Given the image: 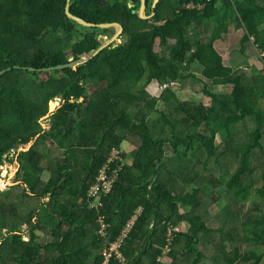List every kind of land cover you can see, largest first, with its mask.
I'll return each mask as SVG.
<instances>
[{"label":"trees","instance_id":"trees-1","mask_svg":"<svg viewBox=\"0 0 264 264\" xmlns=\"http://www.w3.org/2000/svg\"><path fill=\"white\" fill-rule=\"evenodd\" d=\"M67 1L0 0V71L13 67L0 78V178L6 163L19 164L16 184L0 188V264H102L133 217L126 264H264V164L252 163L255 150L264 155V72L212 92L215 107L176 87L161 90L156 105L146 95L153 81L196 78V66L207 79L232 73L211 37L223 15L244 29V43L258 31L253 44L264 52V0H161L153 18L141 17L142 0H71L89 22L121 23L122 42L76 68L24 70L68 63L114 34L70 18ZM121 129L136 140L131 163L92 209L88 192L126 141ZM219 198L227 207L211 228ZM169 225L182 232L164 258Z\"/></svg>","mask_w":264,"mask_h":264},{"label":"rangeland","instance_id":"rangeland-1","mask_svg":"<svg viewBox=\"0 0 264 264\" xmlns=\"http://www.w3.org/2000/svg\"><path fill=\"white\" fill-rule=\"evenodd\" d=\"M225 19V24H220L215 28L214 30L216 31L215 38L213 37V43L215 45L216 51L219 54V56L225 60L227 64L233 65L232 68H235L234 71L228 76H217L215 79H207L206 77H201V72L199 71V66H196L195 68L197 69V73L199 78H186L182 82L178 83L176 81H165V82H152L148 87H147V92L146 95L148 96L149 101L156 105L158 100H159V95L160 91L166 88L164 86L165 83H169L170 86L167 87H176L178 90L182 91V95H185L189 98H193L196 101H203L208 105H212V107H215V101L214 97L212 95V92L215 90L219 89L220 91L227 92L230 90L231 85L229 83L236 81L238 75L242 74L243 72H256V69L258 71L264 72V52H259L255 49V47L251 44H246L243 41H241L240 36L243 34L244 30L243 28L237 29L235 26V23L230 20L226 15H223ZM258 31L254 32L253 35H251V40L254 41L256 39V36L258 35ZM245 44V45H243ZM158 50L164 55L165 58H168L171 56L172 49L171 47H164L162 45H158ZM240 61V62H239ZM207 82V84L211 85L210 90L208 88L204 89V84L202 81ZM223 87H220V86ZM199 89L201 90V93H197V90L193 89ZM140 89H142L140 86L136 88V93L140 92ZM204 89V91H202ZM54 106L50 107V113L51 111H55L56 108L59 105V101H52ZM166 109L169 111L171 110V107L168 106ZM174 111V110H172ZM49 115H47L44 120H43V126L45 128H49V120L47 119ZM151 122H153V119H151ZM120 132H122L126 139V141L123 143V148L124 150L128 149L131 151V149L134 147L135 140L131 138L130 136L125 134V130L121 129ZM264 143V139H263ZM131 146V147H130ZM23 147V146H22ZM26 147V146H24ZM21 148V147H20ZM116 149H121V148H116ZM123 150V149H122ZM123 150V151H124ZM16 152V151H15ZM14 153H11L8 155V158H11L14 156ZM125 152V151H124ZM124 156L125 160V165L128 164L126 160V156ZM130 156V153L128 154ZM252 163H260L261 165L264 164V155L261 153L259 150H255L253 152V158H252ZM18 168V163L17 161L13 163H6V165L3 168V173H2V178H0V188L2 190H6L9 187L14 186L16 183L14 182L15 180V175L16 171ZM258 173V171H257ZM230 176L229 174H226L222 177L223 182H227L229 180ZM256 178H258V175H256ZM261 179V176H260ZM262 180V179H261ZM2 182V183H1ZM249 183V181H247ZM258 184V183H257ZM215 195V194H214ZM216 197V196H213ZM220 201L219 203L216 204L215 207L211 209L213 211V215H210L208 217L209 220V227L211 228H217L219 226V218H215L214 214L219 212L220 210L222 211L224 207L227 206L226 201L223 198H219ZM255 199H252L249 201V203L246 204L245 210H249L252 206V203ZM259 199H256L258 202ZM210 211V214H211ZM6 233V232H5ZM44 242L50 241V238L45 237L42 238ZM237 264H247L245 262H238Z\"/></svg>","mask_w":264,"mask_h":264},{"label":"built area","instance_id":"built-area-1","mask_svg":"<svg viewBox=\"0 0 264 264\" xmlns=\"http://www.w3.org/2000/svg\"><path fill=\"white\" fill-rule=\"evenodd\" d=\"M191 6V5H189ZM165 87L170 86L169 83L164 84ZM126 153L122 149H114L99 171L98 178L95 185H93L88 192V200L90 201V208L97 209L102 206V198L107 196L113 190L114 185L119 179L120 173L125 166L124 156ZM136 217H133L124 227L121 236L103 251V263L110 264L111 260H116L119 264H126V259L121 252L125 240L128 238L132 228L136 222ZM100 226L98 235L101 239L107 237V226L103 218L98 220ZM182 232L181 227L169 225L167 228L168 243L164 251V258L170 255L175 238ZM163 261V259H162Z\"/></svg>","mask_w":264,"mask_h":264},{"label":"water","instance_id":"water-1","mask_svg":"<svg viewBox=\"0 0 264 264\" xmlns=\"http://www.w3.org/2000/svg\"><path fill=\"white\" fill-rule=\"evenodd\" d=\"M161 0H155L154 4H153V13L152 14H148L147 13V7H148V2L147 0H142V5L140 8V15L143 18H153L156 14V8L159 5ZM71 0L67 1V5H66V14L74 19L75 21L81 23L84 26H89V27H94V26H99L102 28H110V27H116V30L114 32V34L111 37H107L105 36V40L94 50L85 53L84 55H82L80 58L73 60V57L70 58V61L68 63H63V64H59V65H54V66H48V67H41V68H36L33 66H25L23 69L24 70H29L31 72H35L36 70L39 71H48V70H52V69H58V68H64V67H72V68H76L78 65L87 62L88 60H90L91 58H93L95 55H97L102 49H104L105 47L111 45L114 41L117 42H122V38L121 35L123 33V25L119 22H104V23H93V22H89L85 19H83L82 17H79L75 14H73L70 9H69V5H70ZM136 11V10H134ZM13 67L7 68L5 70L0 71V78L8 71L12 70ZM14 69H20V67L18 66H14ZM53 106V102H50V107ZM33 145V142L29 143L26 147H21L18 150H16L15 153H19L21 151H26L29 150ZM14 153V152H13ZM7 157V156H6ZM4 167L2 166V169Z\"/></svg>","mask_w":264,"mask_h":264},{"label":"crops","instance_id":"crops-1","mask_svg":"<svg viewBox=\"0 0 264 264\" xmlns=\"http://www.w3.org/2000/svg\"><path fill=\"white\" fill-rule=\"evenodd\" d=\"M237 28V27H236ZM237 29H241V28H237ZM244 30V29H243ZM243 34H244V32H243ZM243 34L240 36V38H241V41H242V37H243ZM211 37H214L215 38V35L213 36L212 34H211ZM250 38H252V37H250ZM251 40V39H250ZM214 44V43H213ZM246 44H251V45H253L254 46V44H253V42L252 41H250V42H247ZM243 45H245V44H243ZM214 47H215V45H214ZM255 47V46H254ZM216 49V48H215ZM257 50V49H256ZM258 51V50H257ZM223 62H224V64L225 65H228V66H232L233 67V65H230V64H227L226 62H225V60L223 59ZM240 62V61H239ZM234 69L235 68H233V71H234ZM194 70V72L197 74V77L196 78H199V76H198V73H197V69L196 68H194L193 69ZM199 71H200V68H199ZM249 73V71H247V72H243L242 74H240V75H247ZM202 75V74H201ZM239 76V75H238ZM202 77V76H201ZM193 78V77H192ZM217 78V77H216ZM215 79V78H214ZM205 80V79H204ZM202 83L205 85V83L207 84V82H206V80L205 81H202ZM220 86V85H219ZM209 87H211V85L209 84H207V88L210 90L211 88H209ZM220 87H223V86H220ZM204 89H206L205 87H204ZM204 89L202 90V91H204ZM193 90H197L198 92L197 93H201V90H199V89H193ZM215 91H220L219 89H217V90H215ZM52 112V111H51ZM135 140V139H134ZM135 142H136V140H135ZM134 145V144H133ZM131 147V146H130ZM121 149H123L124 150V148H123V145H122V147H121ZM125 151V153H126V160H127V163H131V157L130 156H128V151H129V149H128V151L127 150H124ZM18 167H19V164H18ZM17 170H18V168H17ZM17 172V171H16ZM227 207V206H226ZM226 207H224L223 208V210L226 208ZM221 211V210H220ZM220 211H219V214H220Z\"/></svg>","mask_w":264,"mask_h":264},{"label":"bare ground","instance_id":"bare-ground-1","mask_svg":"<svg viewBox=\"0 0 264 264\" xmlns=\"http://www.w3.org/2000/svg\"><path fill=\"white\" fill-rule=\"evenodd\" d=\"M53 106H54V105H53ZM53 106H52V107H53Z\"/></svg>","mask_w":264,"mask_h":264}]
</instances>
